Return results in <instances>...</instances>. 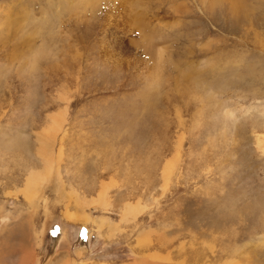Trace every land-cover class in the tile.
I'll return each mask as SVG.
<instances>
[{
    "label": "rangeland",
    "instance_id": "rangeland-1",
    "mask_svg": "<svg viewBox=\"0 0 264 264\" xmlns=\"http://www.w3.org/2000/svg\"><path fill=\"white\" fill-rule=\"evenodd\" d=\"M23 263L264 264V0H0V264Z\"/></svg>",
    "mask_w": 264,
    "mask_h": 264
},
{
    "label": "bare ground",
    "instance_id": "bare-ground-1",
    "mask_svg": "<svg viewBox=\"0 0 264 264\" xmlns=\"http://www.w3.org/2000/svg\"><path fill=\"white\" fill-rule=\"evenodd\" d=\"M241 2H244V0H241ZM217 8H219L220 10H221V6H217ZM9 11V10H8ZM12 12V11H11ZM132 12V11H131ZM5 13H6V11H5ZM7 14V13H6ZM16 14V13H15ZM133 14V13H132ZM10 15V14H9ZM162 19V18H161ZM38 22V21H37ZM165 22H168V21H165ZM131 23H132V25L135 23L136 24V26L137 25H139V20H138V18H137V15H135L134 16V14H133V19L131 20ZM163 23V22H162ZM176 23V22H175ZM139 27V26H138ZM140 31L141 30H143V29H139ZM151 31H154V30H151ZM150 31V32H151ZM180 31V30H179ZM178 31V32H179ZM177 32V33H178ZM159 33V32H158ZM145 36H146V39H149V36H150V34L149 33H147V34H145ZM27 38H31L30 36H27ZM153 39H151V41H152ZM149 42H150V39H149ZM159 43V42H158ZM157 43V44H158ZM152 44V43H151ZM37 55H41L42 54V51L40 50V51H37ZM41 53V54H40ZM161 53H163V51H162V49H161V47H158V49H157V60H158V55L159 54H161ZM34 67V66H33ZM215 68V67H214ZM216 78V77H215ZM191 80H195V78H191ZM203 81L201 80V83H202ZM194 84H195V86H197V88H198V85H201V84H197V80H195V82H193ZM204 83V82H203ZM206 86V85H205ZM209 87V86H208ZM202 88H203V86H202ZM43 149V148H42ZM44 151H46V150H43L41 153H43V157H44V159H46V160H48V157H47V154L44 152ZM61 157V156H60ZM50 166V165H49ZM30 177H32V179L33 178H35L34 179V181L36 182V180H37V178L39 177H41L40 175H30ZM35 182H31V180L30 179H28L27 180V183L25 184V186H26V189H27V191L31 194V190H32V192L35 190ZM25 194H27L26 192H25ZM30 258V257H29ZM24 264V263H23ZM27 264V263H26Z\"/></svg>",
    "mask_w": 264,
    "mask_h": 264
}]
</instances>
